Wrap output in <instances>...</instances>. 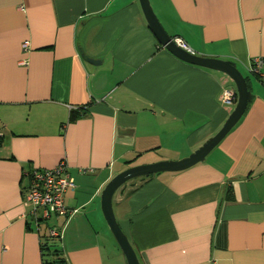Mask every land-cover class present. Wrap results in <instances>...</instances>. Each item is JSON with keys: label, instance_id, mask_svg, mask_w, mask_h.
I'll use <instances>...</instances> for the list:
<instances>
[{"label": "crops", "instance_id": "crops-1", "mask_svg": "<svg viewBox=\"0 0 264 264\" xmlns=\"http://www.w3.org/2000/svg\"><path fill=\"white\" fill-rule=\"evenodd\" d=\"M150 2L196 54L234 61L253 96L204 161L120 188L117 221L141 264H264V86L250 72L264 57V0ZM226 87L237 89L228 74L161 44L140 0H0V264H56L42 244L65 218L36 219L26 195L31 171L61 161L78 209L69 263L128 264L103 189L131 166L196 151L236 106Z\"/></svg>", "mask_w": 264, "mask_h": 264}, {"label": "water", "instance_id": "water-1", "mask_svg": "<svg viewBox=\"0 0 264 264\" xmlns=\"http://www.w3.org/2000/svg\"><path fill=\"white\" fill-rule=\"evenodd\" d=\"M140 4L150 27L162 45H164L174 55L188 63L216 69L228 74L236 84L238 91V101L223 127L189 156L179 160H163L154 163L131 166L115 175L105 186L102 191L103 213L113 235L126 255L128 264L141 263L135 248L117 221L113 206V200L116 192L120 188L124 187L132 179L139 177H149L153 174L161 172L182 171L201 161H204L207 155L240 121L253 96L251 90L249 89L246 77L240 71L234 61L198 55L196 53L188 52L177 46V44L172 39L173 37L162 25L150 0H140Z\"/></svg>", "mask_w": 264, "mask_h": 264}, {"label": "built area", "instance_id": "built-area-1", "mask_svg": "<svg viewBox=\"0 0 264 264\" xmlns=\"http://www.w3.org/2000/svg\"><path fill=\"white\" fill-rule=\"evenodd\" d=\"M177 46L195 53L191 46L180 36L172 38ZM29 45L28 41L23 44L24 48ZM264 57L259 56L253 59L250 65V72L259 77L264 86ZM225 104H236L238 91L234 88H224L221 95ZM2 133L0 132V138ZM30 184L27 189L26 200L33 205V216L36 219L49 220L53 216L64 217L65 222L59 228H50L49 235L63 242L65 228L70 219L78 212V209H71L65 202V193L75 187V181L68 171L66 161L53 169H34L29 173ZM63 244V243H62Z\"/></svg>", "mask_w": 264, "mask_h": 264}, {"label": "trees", "instance_id": "trees-1", "mask_svg": "<svg viewBox=\"0 0 264 264\" xmlns=\"http://www.w3.org/2000/svg\"><path fill=\"white\" fill-rule=\"evenodd\" d=\"M83 114H85V110L80 108L78 111H75L72 114V119H76L80 115H83ZM52 240L57 241V243L53 242ZM62 246L63 245H62L60 240L49 235L46 237V240L43 242L42 249H43L44 253L46 251L47 253L53 255V262L54 263H56V264H70L69 260L65 256V252H64Z\"/></svg>", "mask_w": 264, "mask_h": 264}]
</instances>
